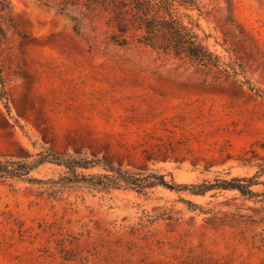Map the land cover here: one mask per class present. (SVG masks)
<instances>
[{
    "label": "rangeland",
    "instance_id": "374dc122",
    "mask_svg": "<svg viewBox=\"0 0 264 264\" xmlns=\"http://www.w3.org/2000/svg\"><path fill=\"white\" fill-rule=\"evenodd\" d=\"M200 1L211 48L224 60L226 46L237 50L260 92L136 42L109 43L100 23L77 33L75 10L0 0L8 66L0 155L32 160L51 148L176 182L257 172L264 0ZM30 174L37 180H0V264H264V203L236 190L103 189L67 181L68 169L54 162Z\"/></svg>",
    "mask_w": 264,
    "mask_h": 264
},
{
    "label": "trees",
    "instance_id": "16d2710c",
    "mask_svg": "<svg viewBox=\"0 0 264 264\" xmlns=\"http://www.w3.org/2000/svg\"><path fill=\"white\" fill-rule=\"evenodd\" d=\"M42 5L54 8L59 13L75 10L73 30L81 33L86 22L92 30L96 23L105 26L106 41L119 47H127L132 42L143 45L158 55L167 56L190 65L213 70L218 76L234 78L246 83L256 93L249 76L244 57L233 47L226 46L229 60L211 48L208 37L200 23V18L208 10L200 0H38ZM79 18V19H77ZM7 40V34L0 21V49ZM8 66L0 57V99L7 103ZM241 76V79L240 77ZM32 160L0 155V180H37L30 172L44 162H54L68 169L70 175L63 176L67 181H83L103 189L125 187L143 190L145 187L162 185L169 189L186 190L192 194H205L211 190H236L244 198L264 203V181L258 177L264 173V164L252 175L222 176L217 172L212 178L195 182H176L166 180L163 173H148L138 176L115 166L112 162L96 155L73 157L58 154L51 148L37 153ZM101 166L105 172L85 174L77 168ZM261 183L263 189L254 186ZM264 220V216L262 217Z\"/></svg>",
    "mask_w": 264,
    "mask_h": 264
}]
</instances>
